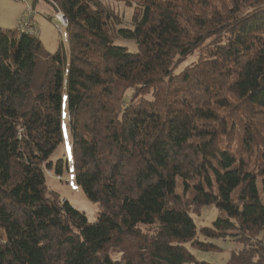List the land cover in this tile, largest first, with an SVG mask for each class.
<instances>
[{
    "label": "trees",
    "instance_id": "obj_1",
    "mask_svg": "<svg viewBox=\"0 0 264 264\" xmlns=\"http://www.w3.org/2000/svg\"><path fill=\"white\" fill-rule=\"evenodd\" d=\"M45 1L68 55L0 27V264H209L186 245L211 251L193 217L210 206L199 232L235 239L227 264H264V0H120L132 27L100 0ZM64 109L94 222L46 182Z\"/></svg>",
    "mask_w": 264,
    "mask_h": 264
},
{
    "label": "rangeland",
    "instance_id": "obj_2",
    "mask_svg": "<svg viewBox=\"0 0 264 264\" xmlns=\"http://www.w3.org/2000/svg\"><path fill=\"white\" fill-rule=\"evenodd\" d=\"M106 7L114 11L122 18V25L124 27H132V17L137 10L136 2L128 4L120 0H100ZM29 10L26 23H32V17L35 21L34 27L36 36L40 38L44 47L50 53H55L58 50H64L66 55L69 54L68 40L66 32H61V25L59 17L61 13L55 12L54 8L45 0H0V27L3 29H13L19 31V22L24 14ZM64 20V18H62ZM31 27V26H30ZM21 28V26H20ZM116 44L128 47L131 51H135L134 43L130 41L118 40ZM209 44V43H208ZM207 44V45H208ZM206 45V46H207ZM206 46L198 49L193 55L184 60L183 63L175 70L178 74L187 67L207 58ZM212 49V48H210ZM132 90L126 93V101L130 99ZM150 97V95H149ZM65 105V98H64ZM62 143L57 147L52 155L50 162L53 168L45 170V178L49 189L57 193L62 201H68L74 208L84 212L90 222L97 219L98 208L95 204L90 202L84 195L82 189L76 184L74 176V168L71 156V134L69 131V120L67 110L62 112L61 122ZM236 140V136L234 135ZM62 161V162H61ZM58 163H63V170L61 175L55 173V167ZM61 165V164H60ZM178 192L179 189L177 188ZM220 215V212L215 207H204L200 215H194V221L198 229L197 239L201 242L211 243V251H200L187 244L188 250L199 260L209 264H227L231 252L239 249L234 238L227 239H207L200 234V229L203 227L211 228L212 222ZM264 232L259 236L263 239ZM120 255V254H119ZM118 254H112L115 259L119 258Z\"/></svg>",
    "mask_w": 264,
    "mask_h": 264
},
{
    "label": "built area",
    "instance_id": "obj_3",
    "mask_svg": "<svg viewBox=\"0 0 264 264\" xmlns=\"http://www.w3.org/2000/svg\"><path fill=\"white\" fill-rule=\"evenodd\" d=\"M14 1H16V0H14ZM29 15H30V12L28 10L26 12V14H24L23 17L20 20L21 22H23V24H20V22H19V25L21 26V28H20V26L18 28H19V31L20 32H22V33H29V34H31V35L34 36L35 34L33 33L32 29H30V26L27 25V23H26V20H27V18H28ZM62 18H64V20H62ZM58 19L60 20L59 21L60 22V25H61L60 29L62 31L63 28H66L67 27V20H66V18L64 16L59 17Z\"/></svg>",
    "mask_w": 264,
    "mask_h": 264
},
{
    "label": "crops",
    "instance_id": "obj_4",
    "mask_svg": "<svg viewBox=\"0 0 264 264\" xmlns=\"http://www.w3.org/2000/svg\"><path fill=\"white\" fill-rule=\"evenodd\" d=\"M33 19H35V18L32 17V23L30 22L29 26H31L30 29H32L33 33H34L35 36H36V30H34V29H35V27H34L35 21H34ZM28 22H29V21H28ZM28 22H27V23H28Z\"/></svg>",
    "mask_w": 264,
    "mask_h": 264
}]
</instances>
